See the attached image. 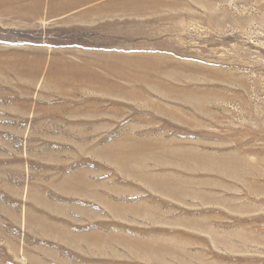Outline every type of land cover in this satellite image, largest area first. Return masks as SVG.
I'll list each match as a JSON object with an SVG mask.
<instances>
[{
	"label": "rangeland",
	"instance_id": "1",
	"mask_svg": "<svg viewBox=\"0 0 264 264\" xmlns=\"http://www.w3.org/2000/svg\"><path fill=\"white\" fill-rule=\"evenodd\" d=\"M0 264H264V0H0Z\"/></svg>",
	"mask_w": 264,
	"mask_h": 264
}]
</instances>
